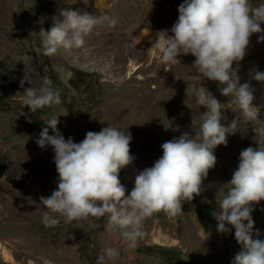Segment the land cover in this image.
I'll return each mask as SVG.
<instances>
[{"label": "rangeland", "instance_id": "374dc122", "mask_svg": "<svg viewBox=\"0 0 264 264\" xmlns=\"http://www.w3.org/2000/svg\"><path fill=\"white\" fill-rule=\"evenodd\" d=\"M253 5L264 0H251ZM183 0H0V264H96L106 247L118 249L115 259L103 264H231L240 247L230 233L216 230L219 201L230 187L227 183L239 162V154L252 142L253 127L264 126V107L259 119L239 117L229 97L223 96L217 82L190 79L191 54L177 57L181 64H161L159 51L152 48L156 33L171 29L178 19ZM60 9H71L116 18L114 27L97 26L85 37L81 49L45 57L39 32L62 20ZM264 28V24H261ZM253 34L245 58L240 61V83L254 89V105H264V82L253 77L264 73V42ZM233 67L237 65L233 64ZM60 68L71 69L67 82ZM24 72L39 90L48 76L61 90L62 104L45 107L32 114L21 98ZM204 87L222 103L227 144L214 149L217 162L203 181L200 195L184 202L182 213L168 218L158 213L145 220V237L130 249L118 235L103 227L104 221H73L45 227L40 197H49L57 188L58 174L51 146L41 149L35 142L46 122L58 118L65 137L81 142L89 131L107 126L131 135L134 161L121 169L119 180L130 194L135 176L152 167L162 155L161 145L191 128L193 116L207 111L194 98L187 99L186 88ZM186 101V104H185ZM26 113L27 115H24ZM51 133V130L49 132ZM252 212L254 231L264 240V201ZM230 227V226H229ZM256 238V237H254ZM147 247L149 252L143 251ZM160 247V249H158ZM163 249H169L168 251ZM159 251V252H157Z\"/></svg>", "mask_w": 264, "mask_h": 264}, {"label": "clouds", "instance_id": "9594fccd", "mask_svg": "<svg viewBox=\"0 0 264 264\" xmlns=\"http://www.w3.org/2000/svg\"><path fill=\"white\" fill-rule=\"evenodd\" d=\"M87 5L88 0H84ZM178 19L171 29L156 33L152 48L159 51L161 64H181L177 57L191 54L190 79L217 82L223 96L234 106L239 117L256 121L264 105H254V89L249 83H240L239 63L247 53L250 38L260 34L257 43L264 42V2L255 6L251 0H183L178 7ZM62 20H55L49 29H40L41 52L45 57L56 55L63 49L69 52L81 49L85 37L97 26L112 28L117 20L108 14L95 16L87 12L60 9ZM237 67H233V64ZM65 82L74 76L71 69L60 68ZM258 82H264V73L255 71ZM25 83L31 85L24 88ZM24 88L22 108L27 106L32 114L45 107L62 104L61 90L45 76L43 86L32 87V77L24 72L20 80ZM200 107L207 109L200 119L193 116L188 132L164 142L163 155L154 165L135 176L134 187L126 195L119 180L121 169L130 165L135 157L130 152L131 135L112 126L99 132L89 131L85 138L74 142L65 140L57 125L58 118L47 121L35 141L41 149L51 146L58 174L57 188L49 197H40L45 207L42 223L47 227L58 226L62 221L94 223L104 221L103 227L118 235L130 249L138 246L145 237V220L158 213L174 218L182 213L184 202H191L200 195L204 179L217 159L214 149L227 144L229 128H235L238 116L230 125L219 102L204 87L195 84L186 88ZM186 104V101H185ZM27 115L26 113H23ZM51 130L52 134H49ZM252 142L257 147H247L239 154V162L215 216L218 233L227 234L234 229L240 247L231 264H264V240L260 231H254L252 212L255 205L264 201V126L253 127ZM230 226V227H229ZM256 237V238H254ZM98 255L96 264L115 259L119 251L106 247Z\"/></svg>", "mask_w": 264, "mask_h": 264}, {"label": "water", "instance_id": "95a60500", "mask_svg": "<svg viewBox=\"0 0 264 264\" xmlns=\"http://www.w3.org/2000/svg\"><path fill=\"white\" fill-rule=\"evenodd\" d=\"M5 169V164L0 163V176L2 175L3 170Z\"/></svg>", "mask_w": 264, "mask_h": 264}, {"label": "trees", "instance_id": "16d2710c", "mask_svg": "<svg viewBox=\"0 0 264 264\" xmlns=\"http://www.w3.org/2000/svg\"><path fill=\"white\" fill-rule=\"evenodd\" d=\"M158 249H160V247H158ZM163 250H166V251H168L169 249H163ZM143 251H145V252H149V251H150V249H149V248H147V247H145V248L143 249ZM157 252H159V251H157Z\"/></svg>", "mask_w": 264, "mask_h": 264}]
</instances>
